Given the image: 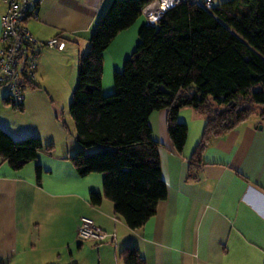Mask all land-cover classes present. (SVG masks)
Returning a JSON list of instances; mask_svg holds the SVG:
<instances>
[{"label":"crops","instance_id":"0c3cea01","mask_svg":"<svg viewBox=\"0 0 264 264\" xmlns=\"http://www.w3.org/2000/svg\"><path fill=\"white\" fill-rule=\"evenodd\" d=\"M109 2L39 0L36 14L26 18L25 26L37 40L58 37L65 46L62 50L40 47L34 86L26 88L33 90L25 93L21 109L13 108L4 118L7 109L0 107V127L13 139L40 136L34 116L23 113H32L42 94L37 90L39 78L53 65L64 69L62 61L77 65ZM5 11L6 4L0 0V33ZM146 23L144 17H138L104 51V94L113 90V73L122 69ZM3 97L0 102L6 105ZM177 118L187 127L181 152L170 140L166 109L149 115L152 136L159 141L166 197L137 229L129 228L114 213L113 203L106 197L96 205L90 202L91 192H103L102 174L78 175L69 156L80 147L40 152L19 169L0 158V261L82 264L81 253L89 249L97 255V264H122L120 250L135 246L144 264H264V118L254 113L210 140L195 179L187 178L188 165L205 119L188 107L181 108ZM81 216L91 218L109 237L103 241L78 239Z\"/></svg>","mask_w":264,"mask_h":264},{"label":"trees","instance_id":"16d2710c","mask_svg":"<svg viewBox=\"0 0 264 264\" xmlns=\"http://www.w3.org/2000/svg\"><path fill=\"white\" fill-rule=\"evenodd\" d=\"M147 1L110 0L78 58L68 107L81 148L69 156L71 163L80 176L102 174L103 192H91L90 202L106 197L131 229L144 225L166 197L159 141L148 120L154 110L166 109L168 134L178 152L187 135L178 111L188 107L204 117L189 179L197 177L210 140L254 113L264 118V0H222L210 9L189 0L171 6L155 24L140 27L135 49L113 73V90L104 94L103 53L140 17ZM3 101L21 109L6 97ZM51 149L39 136L13 139L0 127V158L12 169ZM35 173L39 182V165ZM119 257L122 264H144L135 246L124 247Z\"/></svg>","mask_w":264,"mask_h":264},{"label":"built area","instance_id":"2783aa9c","mask_svg":"<svg viewBox=\"0 0 264 264\" xmlns=\"http://www.w3.org/2000/svg\"><path fill=\"white\" fill-rule=\"evenodd\" d=\"M6 11L1 17L0 33V87H6L4 97L14 104H22L25 90L34 80L38 49L46 46L62 50L63 40L53 37L37 40L25 26V20L35 15L39 0H2ZM186 0H148L141 14L148 24H155L163 13L178 2ZM210 9L213 0H189ZM80 240L103 241L109 234L87 217L81 216L76 231Z\"/></svg>","mask_w":264,"mask_h":264},{"label":"rangeland","instance_id":"374dc122","mask_svg":"<svg viewBox=\"0 0 264 264\" xmlns=\"http://www.w3.org/2000/svg\"><path fill=\"white\" fill-rule=\"evenodd\" d=\"M216 3L217 2L214 0L212 6L216 5ZM140 17L144 16L141 14ZM62 62L65 66L64 69H61V66L57 68L53 65L49 69L47 68L43 73L42 79L39 78L40 86L37 90H40L42 94L41 96H37L34 102L35 109L32 111L33 114L29 111L30 114L28 112L23 113L29 117L30 115L34 116L35 122L38 123L41 129V134L38 136L41 138L44 147L51 145L52 151L62 150L67 152V150L80 147L76 141L74 123L68 110L72 91L76 85L77 65L72 64L71 61H68L67 64L66 61ZM31 90L33 89L29 88L25 90V93L29 95ZM6 91V87L1 86L0 97H2ZM6 105L0 102L1 109H7V113H3L4 118H7V114H11L10 111L13 110L10 104L8 106ZM81 259L82 264H97L98 262L97 255L89 249L81 253ZM0 264L15 263L3 259L0 261Z\"/></svg>","mask_w":264,"mask_h":264}]
</instances>
